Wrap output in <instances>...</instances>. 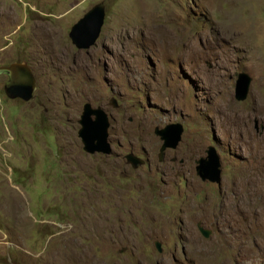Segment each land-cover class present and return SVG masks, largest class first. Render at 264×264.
<instances>
[{
    "label": "rangeland",
    "instance_id": "1",
    "mask_svg": "<svg viewBox=\"0 0 264 264\" xmlns=\"http://www.w3.org/2000/svg\"><path fill=\"white\" fill-rule=\"evenodd\" d=\"M100 1L99 36L78 49L70 28ZM12 62L36 89L11 99L0 72V264H264V199L245 184L264 182V0H0ZM86 102L109 116V154L82 148ZM169 123L183 131L159 159ZM208 146L219 183L195 172Z\"/></svg>",
    "mask_w": 264,
    "mask_h": 264
},
{
    "label": "water",
    "instance_id": "2",
    "mask_svg": "<svg viewBox=\"0 0 264 264\" xmlns=\"http://www.w3.org/2000/svg\"><path fill=\"white\" fill-rule=\"evenodd\" d=\"M104 4L102 1L94 4L80 17L70 28L69 38L78 49H89L96 42L104 19ZM0 72L7 76L4 84V92L11 99L22 98L28 101L33 98L36 89V78L31 66L27 62H12L1 65ZM251 77L245 73H239L235 82L234 96L237 100H244L248 93ZM36 102L39 97L35 96ZM112 106H117L115 98H111ZM77 131L82 148L87 153L101 152L109 154L111 148L108 142L109 116L101 106H92L86 102L78 119ZM183 128L179 123H169L163 127H155L154 133L162 140L159 148V159L162 158L167 147L176 148ZM206 155L195 161V172L202 180L219 183L221 181V164L219 156L213 146H208ZM127 162L133 167L141 164L143 160L132 153L125 155ZM203 235L208 236L209 230L199 227ZM157 250H161L160 243L155 242Z\"/></svg>",
    "mask_w": 264,
    "mask_h": 264
},
{
    "label": "bare ground",
    "instance_id": "3",
    "mask_svg": "<svg viewBox=\"0 0 264 264\" xmlns=\"http://www.w3.org/2000/svg\"><path fill=\"white\" fill-rule=\"evenodd\" d=\"M244 184V183H243ZM245 184H250L251 186H252V189H253V191L254 192H256V194H258L259 195V197L263 200L264 199V182H245ZM242 186V185H241ZM245 188V187H244ZM244 188H242V191L244 190ZM251 201V200H250ZM245 204V203H244ZM244 204H242L241 206H242V208H243V211L244 212H246V209L247 208H249V209H251L252 211H253V209H255V207L254 208H252L251 206H249V207H247L246 205H244ZM233 206V203L232 202H230L229 204H228V211H229V214H230V216H232L233 215V213H235L236 211H237V207L236 208H234V207H232ZM241 209V208H240ZM258 215H259V217H264L263 216V214H264V208H263V206L262 207H259L258 209ZM255 212V211H254ZM260 212V213H259ZM258 224V223H257ZM257 224H255L256 226H257ZM189 240H190V242L192 243V244H195V243H197V238H196V236L193 234V233H190L189 234ZM264 243H262V247H264V245H263ZM196 247H197V244L195 245ZM260 246V245H259ZM261 249H264V248H261Z\"/></svg>",
    "mask_w": 264,
    "mask_h": 264
}]
</instances>
